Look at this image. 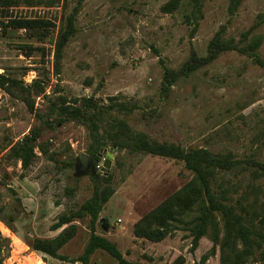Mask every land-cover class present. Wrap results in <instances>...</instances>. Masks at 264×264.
<instances>
[{"label":"rangeland","instance_id":"rangeland-1","mask_svg":"<svg viewBox=\"0 0 264 264\" xmlns=\"http://www.w3.org/2000/svg\"><path fill=\"white\" fill-rule=\"evenodd\" d=\"M17 1L16 6L0 9V76L16 82L9 89L0 85V213L14 227L12 231L4 224L12 235L1 230L12 242L4 264H81L75 260L91 235L89 217L73 223L74 237L59 250L68 261L33 251L25 243L56 238L68 227L54 230L58 220L79 210L95 190L91 160L85 168L78 165L79 155L88 154L92 144L89 128L67 122L49 129L36 117L39 113L44 121H52L54 103L93 98L107 107L123 102L136 109L112 116L153 140L264 163V0H244L233 15L231 0H206L197 22L190 21L188 6L164 13L170 0ZM71 17L75 33L58 59L56 44ZM32 20L39 24L31 29L13 24ZM221 30L226 40L240 46H245L241 42L247 34L250 39L261 37L257 54L228 51L163 91L166 70L180 71L193 53L205 57ZM29 105H34V112ZM36 127L42 128L38 143L48 152L44 155L36 148L37 158L25 171L9 151ZM102 149L97 174H111L114 190L103 214L111 225L109 236L128 261L221 264L222 224L217 227V245L210 228L195 250L184 226L158 243L134 236L140 219L193 178L184 162L111 145ZM110 149L116 153L106 172L103 164ZM223 180L234 200L264 230V176L246 171L227 174ZM97 230L107 234L100 224ZM90 264L118 263L97 251ZM244 264H264V246Z\"/></svg>","mask_w":264,"mask_h":264},{"label":"trees","instance_id":"trees-1","mask_svg":"<svg viewBox=\"0 0 264 264\" xmlns=\"http://www.w3.org/2000/svg\"><path fill=\"white\" fill-rule=\"evenodd\" d=\"M206 0H170L163 8L164 13H173L184 6L192 9L190 21H198L202 17V10ZM244 0H231L230 13L233 15ZM17 0H0V9L16 6ZM15 26L35 28L39 22L24 21L14 22ZM75 33L73 17L69 19L66 30L60 35L56 44V56L61 58L66 44ZM223 30L218 32L210 41L207 55L198 57L192 54L190 60L178 71L166 70L163 91H168L180 77H189L200 68L212 64L219 56L228 51H242L248 55H256L262 39L256 36L252 39L245 35L240 46L234 40H226ZM37 81L34 85H37ZM16 82L6 76H0V85L9 89ZM40 90H43L38 86ZM49 118L44 121V116L37 113V119L53 129L54 125H63L67 122H77L89 128L92 144L88 155L99 162L100 151L105 145H111L119 151L128 150L131 153H142L166 159L184 162L186 168L193 174V178L176 193L166 199L157 208L140 219L134 227V236L150 242L158 243L172 236L180 227L184 226L193 237L192 248L199 246V241L209 229L214 231V244L217 245L219 234L217 227L223 226V240L221 241V264H244L250 257L261 252L264 246V230L258 228L251 218V212L244 205L235 201L233 191L224 183L223 177L227 174H237L251 171L254 176H264V163L255 160L240 161L232 155H216L205 148L187 151L179 144H169L151 139L148 135L135 132L126 121L112 116L114 112L132 113L136 107L126 103H113L103 107L93 98L75 100L72 104L65 100L54 103ZM34 112V105H29ZM111 115L110 120L106 118ZM42 137V128L36 127L31 133L13 146L9 157L22 162L23 170L27 171L37 158L35 149L46 155L48 147L38 143ZM90 177L95 183L94 194L79 210L69 215L62 216L54 230L65 228L54 239H28L25 243L33 250L44 253L60 261H68L66 256L59 254L75 235L77 227L75 221L90 218L89 241L83 255L75 260L81 264H90L92 256L97 251H103L112 257L118 264H134L128 261L118 245L97 231L101 220V213L108 203L114 190L111 188V174L104 176L97 174V169L91 163ZM101 179V180H100ZM221 179V182L219 181ZM236 202V203H235ZM241 209V213L238 212ZM0 221L14 231V227L0 213ZM11 240L5 237L0 230V264H4L11 253Z\"/></svg>","mask_w":264,"mask_h":264},{"label":"water","instance_id":"water-1","mask_svg":"<svg viewBox=\"0 0 264 264\" xmlns=\"http://www.w3.org/2000/svg\"><path fill=\"white\" fill-rule=\"evenodd\" d=\"M107 149V146L105 147ZM105 149H102L99 157L101 158L102 156V152H104ZM116 153V150L114 149H110V151L108 152V158L104 161V170L106 172H108L111 168H112V159L114 158V154ZM89 160H91V162H93L94 166L96 167V165L99 163L98 160L96 159H92L90 156H89ZM108 223V220L103 218L100 220V226L104 229V230H107L106 229V225Z\"/></svg>","mask_w":264,"mask_h":264},{"label":"crops","instance_id":"crops-1","mask_svg":"<svg viewBox=\"0 0 264 264\" xmlns=\"http://www.w3.org/2000/svg\"><path fill=\"white\" fill-rule=\"evenodd\" d=\"M90 160H89V155L88 154H85V153H81L80 155H79V157H78V165L80 166V167H82V168H85V166H86V164H87V162H89ZM104 209H105V206H104ZM103 209V210H104ZM103 212L104 211H102V213H101V219H103V218H105V219H107L108 220V223H107V225H106V229L107 230H104V231H107V234H103L105 237H107L109 240H111L112 242H114V243H117V242H115V241H113L112 239H111V237L109 236V235H111L112 234V232H111V225L109 224V218L106 216V215H104L103 214ZM119 221V220H118ZM109 231V232H108ZM102 235V234H101Z\"/></svg>","mask_w":264,"mask_h":264},{"label":"bare ground","instance_id":"bare-ground-1","mask_svg":"<svg viewBox=\"0 0 264 264\" xmlns=\"http://www.w3.org/2000/svg\"><path fill=\"white\" fill-rule=\"evenodd\" d=\"M0 230H2L4 233L6 234H11V231L4 225L3 222L0 221ZM12 235V234H11ZM15 237V236H14ZM17 239V238H16ZM15 239V240H16ZM17 242H20V241H17Z\"/></svg>","mask_w":264,"mask_h":264},{"label":"built area","instance_id":"built-area-1","mask_svg":"<svg viewBox=\"0 0 264 264\" xmlns=\"http://www.w3.org/2000/svg\"><path fill=\"white\" fill-rule=\"evenodd\" d=\"M1 30H2V26L0 25V32H1ZM96 169H101V165H100V163H98V164L96 165Z\"/></svg>","mask_w":264,"mask_h":264}]
</instances>
